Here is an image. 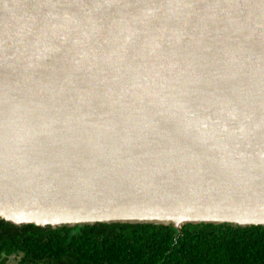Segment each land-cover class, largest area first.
<instances>
[{
  "label": "water",
  "instance_id": "water-1",
  "mask_svg": "<svg viewBox=\"0 0 264 264\" xmlns=\"http://www.w3.org/2000/svg\"><path fill=\"white\" fill-rule=\"evenodd\" d=\"M0 218L264 226V0H0Z\"/></svg>",
  "mask_w": 264,
  "mask_h": 264
},
{
  "label": "trees",
  "instance_id": "trees-1",
  "mask_svg": "<svg viewBox=\"0 0 264 264\" xmlns=\"http://www.w3.org/2000/svg\"><path fill=\"white\" fill-rule=\"evenodd\" d=\"M0 264H264V226L111 222L16 225L0 218Z\"/></svg>",
  "mask_w": 264,
  "mask_h": 264
}]
</instances>
